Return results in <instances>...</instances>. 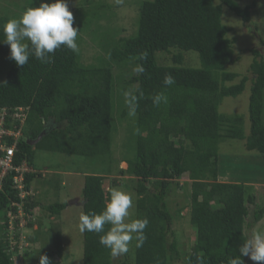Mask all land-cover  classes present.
<instances>
[{"label":"trees","instance_id":"obj_1","mask_svg":"<svg viewBox=\"0 0 264 264\" xmlns=\"http://www.w3.org/2000/svg\"><path fill=\"white\" fill-rule=\"evenodd\" d=\"M24 1L25 9L40 3ZM115 1V6L121 7ZM123 1V5L134 8L137 16L136 29L132 23L135 34L129 38L117 39L99 24L100 11H109L107 18L101 19L110 18L108 3L93 7L92 0H81L75 9L74 27L79 28L78 33L88 35L86 31L93 24L98 31H104L101 37L105 43L98 44L104 54H98L91 63L83 61V46L78 45L75 53L62 46L49 64L30 56L26 65L17 66L3 42V25L13 16L8 15L7 8L0 9V109L8 112L4 127L21 132L14 165L26 163L30 167L32 172L24 174V184L26 189H33L35 181L42 177L34 161L37 151L90 159L94 170L87 166L88 170L82 173L80 201L82 213L88 214L104 209L110 191L104 192L103 180L115 166L126 162V169L118 172L134 181L131 189L135 219L149 220L143 247L136 248L134 244L132 264H173L179 260L184 264H229V259L238 256L239 247L249 239L246 230H258L264 207L256 202L251 187L218 181L225 176L219 172V146L227 140L243 141L246 151L264 157V56L251 50L250 76L227 70L239 56H235L234 43L227 37L230 30L221 23V15L225 6L243 24H250V10L255 5L242 7L234 0L120 3ZM261 44L264 46L263 41ZM158 53L170 54L171 65L160 64ZM191 55L195 62H186L184 56L191 59ZM169 75L175 82L165 85L164 79ZM247 82L249 128L245 135L240 115L221 114L218 109L224 98L240 95ZM157 95L161 96L159 103L154 102ZM130 104L135 107V114H131ZM18 108L25 113L22 124L13 116ZM122 124L124 128L119 130L118 125ZM43 129L46 134L30 145L28 141L37 139ZM122 137L125 144L132 146L127 150L132 155L127 161L114 158L112 150L113 141H122L125 146ZM7 142L10 145L12 138L8 137ZM99 163L102 169L98 173L95 170ZM110 163L115 165L111 171ZM61 173L71 174L61 168L44 173L50 177L46 186L55 190L52 194L56 199L67 187ZM14 175L11 171L1 183L0 264H39L41 255H46L51 264H62L61 234H52L51 225L44 229L40 219L27 224L28 228L38 224L40 238L37 234L28 238L38 246L21 251L18 221L14 220V229H10L7 218L12 204L21 202ZM184 175L191 181L187 214L193 229L190 243L178 238L179 215L171 212L167 203L171 187H179ZM116 181L112 178L111 185ZM46 203L28 196L23 208L26 215H33V210L39 208L49 219L60 217L70 206L61 199L51 203L46 199ZM43 234L51 237L48 247L43 244ZM102 234L83 233L82 264H113L110 250L99 243ZM185 245L186 250H181ZM240 258L243 264H257L247 256ZM128 261L125 258L121 264H129Z\"/></svg>","mask_w":264,"mask_h":264},{"label":"rangeland","instance_id":"obj_2","mask_svg":"<svg viewBox=\"0 0 264 264\" xmlns=\"http://www.w3.org/2000/svg\"><path fill=\"white\" fill-rule=\"evenodd\" d=\"M33 2L39 3L40 0H31ZM81 0H67L69 10L72 13H75V9H77L78 4ZM240 6L244 7L246 5L251 6L255 5L250 10L251 15V23L243 24V22L237 17L234 13L229 11L225 6L222 8L221 15V23L228 28L230 31L227 33V37L234 43L233 51L235 56H239L238 60L233 63L231 66H227V70L237 72L240 75H249L248 68L251 64L253 54L251 53L252 49L258 50L262 56H264V46L261 44V41L264 42V0H234ZM48 2V0H45ZM108 3L111 6L109 20L101 19L103 16H108V10L100 11L101 18L99 24H102L105 29H109L112 31L113 36L117 39L129 38L131 37L133 31V24L135 23V29L137 28V16L134 8L131 5H123L125 1L122 3L119 2L121 7H116L115 0H92V6L97 7L101 3ZM218 2L217 0L215 1ZM3 7L7 8L8 15L13 18H19L22 13L26 10V2L24 0H0V9ZM104 12V15H103ZM12 18V17H11ZM80 22V19H77ZM136 31V30H135ZM104 32V31H103ZM101 31L97 30V25L93 24L90 26L86 33L88 35H82V33H78L77 42L78 45L83 46L82 49V57L83 61L86 63H91L93 58L97 57V55H103V51L99 47L101 44H104V38L101 37ZM123 32V33H122ZM130 36H124L129 35ZM135 34V33H134ZM99 44V45H98ZM185 54H194V53H185ZM159 55V56H158ZM160 64L162 65H171V55L166 54H157ZM191 55V59L188 56H184L185 61L189 62L192 60L195 62V58ZM241 77V76H240ZM239 79V78H238ZM238 80H236L237 82ZM250 82H247L245 90L235 98H224L221 105L219 106L218 111L221 114L225 115H240L243 120L244 134H248L249 128V120H248V97L250 94L249 90ZM263 117H264V109H263ZM126 124V123H125ZM124 125H118L119 130H123ZM120 137V135H119ZM116 140V139H115ZM119 140V139H118ZM116 140V141H118ZM123 140L120 143H115L113 141L112 150L115 155L114 158L123 157L124 161H127L130 155L128 153V149H131L129 142H126L123 137ZM244 142H239L238 140H227L220 143L219 146V172L221 175L225 174L218 178L219 182H225L227 180H233L234 182L246 184L247 187H251L252 194H255L256 202L259 206L264 207V185H261L260 182L264 183V157H260L258 154L254 152H248L244 148ZM117 154V157H116ZM35 165L37 169L42 173V177L35 181L33 194L32 196H36L42 204H47L46 199L49 200V203L58 201L61 199L62 202L69 203L72 201L70 206L61 213V216L58 218L50 217L47 219L44 216V212H41L39 208L33 210V215H26V212H21L20 218H22V222L17 227L19 229V237L21 240V251H27L29 248L34 250L38 244H34L30 242L28 238L34 237L37 234L40 238V234L38 231V224H34L31 228L27 227V224L30 222L37 221L40 219V222L44 224V229H47L49 225L55 231H59L61 234V240L63 244V255L60 257L62 264H82V255H83V233L79 231V217L82 214V208L80 205L81 201V187L83 183L82 173L90 166V159L78 156H67L59 153H53L48 151H37L35 154ZM97 163L99 160L96 161ZM113 163L109 164L110 171L113 169ZM127 163L121 162L118 166H115L112 173L105 177L103 180L102 188L105 193L110 191L112 188H119L123 191L129 192L133 196L134 203V193L132 191V187L134 186V181L130 177H122L118 170L126 169ZM61 168L66 171H70L73 175H66L61 173L60 177L62 183H66L65 190H62V193H58V199L52 193L55 191L46 186V180L50 179L49 175L44 174L43 170L45 169H58ZM102 169V163L96 166V172H100ZM81 171V172H80ZM83 171V172H82ZM92 172V171H91ZM74 175H78L79 177H75ZM112 178H116L117 181L114 185H111ZM257 183V184H255ZM191 181L188 180L187 175H184L182 179L179 181V187L173 185L170 190V194L168 195L167 203L171 212H177L179 216L176 217V225L180 227L181 231L178 234V238L187 241L188 243L192 242L193 238V229L189 227L187 214L189 211V189H190ZM250 193V192H249ZM23 209V207H22ZM181 211V212H180ZM251 211V210H250ZM31 212V209L28 210ZM180 212V214H179ZM130 218L135 219V209L134 207L130 209ZM19 218V220H20ZM251 217L248 218V222ZM53 226V227H52ZM17 229V230H18ZM260 231H264V219L257 228ZM250 237L253 232H249L246 230ZM43 238V244H47V247L51 245V237L41 235ZM249 237V238H250ZM190 238V239H189ZM134 244L135 240H133L129 245V251L119 257L113 258V264H121L123 259H129V264H132L131 259L133 258L134 253ZM187 245L181 250H186ZM20 261V260H19ZM21 264H27L28 262ZM29 264V263H28ZM173 264H184L182 260L175 261Z\"/></svg>","mask_w":264,"mask_h":264},{"label":"clouds","instance_id":"obj_3","mask_svg":"<svg viewBox=\"0 0 264 264\" xmlns=\"http://www.w3.org/2000/svg\"><path fill=\"white\" fill-rule=\"evenodd\" d=\"M117 2L119 3L120 0ZM74 24L75 18L69 10L67 0H48V2L40 0L38 6L27 8L18 19H9L3 25L5 36L3 42L10 49L9 58L17 66L23 67L28 63L30 56H34L41 63H51L56 50L62 46L74 53L78 52L79 28L74 27ZM139 70L143 71L142 68ZM174 82L170 75L164 79L165 85H172ZM160 100V95L154 98L155 103H159ZM130 108L131 114H135V107L130 104ZM23 164L30 169L26 163L21 165ZM29 190L33 191V189ZM71 203L72 201L68 204ZM133 207L131 193L112 188L101 212L80 215L79 231L103 233L100 235L99 243L110 250L113 258L126 254L133 240L136 248L143 247L147 239L145 229L149 220L147 217L131 219L130 209ZM241 256H247L257 264H264V231H255L239 247V255L229 259V264H243ZM39 264H51V262L46 255H41Z\"/></svg>","mask_w":264,"mask_h":264},{"label":"built area","instance_id":"obj_4","mask_svg":"<svg viewBox=\"0 0 264 264\" xmlns=\"http://www.w3.org/2000/svg\"><path fill=\"white\" fill-rule=\"evenodd\" d=\"M8 112L5 109H0V190L1 183L8 173L11 171L15 172L13 177V182L16 185L18 196L21 202L13 203L12 208L8 211L7 218L9 223V228L14 229V220L18 221L17 227L22 222L20 218L21 212L24 205V200L33 194L32 190L26 189L25 184L23 183L24 174L30 172L26 165L16 166L14 165L13 158L17 148L18 139L21 137V132L19 130L7 129L4 127L3 123L5 121V116ZM14 119L19 120L22 124L25 119V113H23L22 108H18L13 113ZM12 138L13 142L9 145L7 138ZM13 208H16L14 211ZM25 213V211H24ZM20 218V220H19Z\"/></svg>","mask_w":264,"mask_h":264},{"label":"water","instance_id":"obj_5","mask_svg":"<svg viewBox=\"0 0 264 264\" xmlns=\"http://www.w3.org/2000/svg\"><path fill=\"white\" fill-rule=\"evenodd\" d=\"M46 134V129H43V131L38 135L37 139L28 141L30 145H34L37 143L44 135Z\"/></svg>","mask_w":264,"mask_h":264},{"label":"crops","instance_id":"obj_6","mask_svg":"<svg viewBox=\"0 0 264 264\" xmlns=\"http://www.w3.org/2000/svg\"><path fill=\"white\" fill-rule=\"evenodd\" d=\"M43 172L45 173V172H47V169H45V170H43ZM69 174V173H68ZM67 174V175H68ZM69 175H73V174H69ZM75 177H79L78 175H74ZM82 178H83V174H82ZM225 182H234V181H229V180H226ZM235 183H238V182H235ZM255 184H257V183H255ZM36 185V184H35ZM246 185V184H245ZM261 185H264V184H261Z\"/></svg>","mask_w":264,"mask_h":264}]
</instances>
